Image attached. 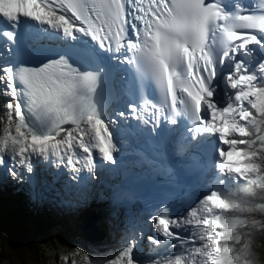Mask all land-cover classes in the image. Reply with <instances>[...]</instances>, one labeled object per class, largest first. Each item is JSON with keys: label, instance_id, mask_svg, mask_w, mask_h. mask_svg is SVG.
Wrapping results in <instances>:
<instances>
[{"label": "snow or ice", "instance_id": "snow-or-ice-1", "mask_svg": "<svg viewBox=\"0 0 264 264\" xmlns=\"http://www.w3.org/2000/svg\"><path fill=\"white\" fill-rule=\"evenodd\" d=\"M0 23V183L42 199L43 162L84 191L98 169L119 172L131 137L151 154L134 150L141 171L112 185L114 214L150 209L133 183L164 186L148 254L130 228L118 251L76 248L64 264H264V3L0 0Z\"/></svg>", "mask_w": 264, "mask_h": 264}, {"label": "rangeland", "instance_id": "rangeland-1", "mask_svg": "<svg viewBox=\"0 0 264 264\" xmlns=\"http://www.w3.org/2000/svg\"><path fill=\"white\" fill-rule=\"evenodd\" d=\"M0 104H2L1 101H0ZM3 115H4L3 112L0 111V117H1L0 118V128H2L4 126V124L7 122L6 116L5 115L3 116ZM6 201H8V200L7 199H0V203H2V204ZM81 206L79 204H77L75 207L79 208ZM75 207L73 209V212L76 210ZM78 217L79 216L77 214H73L71 218H66V219L60 220L58 223H56V227L54 229L47 228L48 231H46V233L51 235L50 239L45 241V242H47L48 246H51V247L54 246L57 250H60L62 247H64L66 245V240H67L66 238H68L71 240V246H70L69 252L74 251L76 248H82L84 251H87L89 253H93L94 252V250H93L94 245H88V244L86 245L85 243H82V242L81 243L75 242L77 239L74 235L77 233L74 230H72L71 227L77 226L76 221L78 220ZM36 222H38V221H36ZM36 222L31 221V227H33ZM28 225H30V224H28ZM23 229H26V228H23ZM27 230L29 231L30 229H27ZM3 232H4V229L0 225V241H1V239L2 240L6 239L5 236L2 237ZM109 234H111V233L109 232ZM117 238H113L112 235H110V240L112 241L113 245H114L113 240L117 239ZM107 242H109V241L107 240ZM122 245L123 244H121V246ZM121 246H120V248H121ZM255 247H256V245H255ZM106 248H109V247L106 245ZM94 249L97 252V247H94ZM104 250L110 251V249H104ZM260 252L264 253V249L261 248ZM4 255H6V259H4ZM12 255H13V252H9L8 250L6 252L5 249H2L0 246V264H28V263L29 264H39V262H37V261H34V263H31L30 262L31 260L28 262H25V260L24 261H18V260L14 261L12 259ZM62 257L63 256H60L59 259L63 260Z\"/></svg>", "mask_w": 264, "mask_h": 264}, {"label": "trees", "instance_id": "trees-1", "mask_svg": "<svg viewBox=\"0 0 264 264\" xmlns=\"http://www.w3.org/2000/svg\"><path fill=\"white\" fill-rule=\"evenodd\" d=\"M25 204L21 202H12L10 201L4 206L0 205V223L4 227H6L5 223L6 222L11 229L12 235H10L11 239H14V236H17V227L15 226V221L20 217L21 212L23 210V206ZM28 205V204H26ZM37 206V205H34ZM40 226V224H36L30 231L29 234H23L21 235L14 243H11L7 241L6 239H1L3 241V244L6 245L9 249L12 251L14 250L15 252H18L23 248V244H26L27 246L30 245L29 241H32L34 238H36L35 230L36 228ZM24 255L26 256L27 259L31 258V254L27 251L24 250ZM34 258L35 261L37 262H42L43 264H48L47 257L46 255L41 252L36 250L34 253Z\"/></svg>", "mask_w": 264, "mask_h": 264}, {"label": "bare ground", "instance_id": "bare-ground-1", "mask_svg": "<svg viewBox=\"0 0 264 264\" xmlns=\"http://www.w3.org/2000/svg\"><path fill=\"white\" fill-rule=\"evenodd\" d=\"M1 103L2 104H0V111H2L3 112V114H4V108H3V102L1 101ZM4 116V115H3ZM1 118V117H0ZM5 120V119H4ZM41 163V165H43L44 167H46V164H44L43 162H40ZM148 181H150L151 183H149ZM147 184V186L146 187H149V186H151V184H153V181L151 180V179H149V178H145V185ZM70 185L71 186H73V185H76V184H74V183H70ZM75 187H78L77 185L75 186ZM10 201L8 200V201H6V202H4L3 204L2 203H0V205H2V206H4L5 204H7L8 205V203H9ZM87 206L89 207V206H94V201H91V202H89L87 205H85V204H82V206L81 207H79V208H77V207H75V211H74V214H77L78 216H80L86 209H87ZM79 218V217H78ZM117 218H118V216H117ZM103 221H104V223H105V225H101V227H100V225H98L99 227H94V230H96V231H99V230H101L103 233H104V236L106 237V239H103V240H101V241H98V242H85V241H83L80 237H78V239L75 241L76 243H85L86 245L88 244V245H94L93 247H97V252L98 253H103V251H105L104 249H110V248H112V246H113V243H112V241L110 240V235H112V237L113 238H120V234H118V233H115V232H113V230H112V226H110V219L108 218V217H103ZM80 223H81V221H76V225L77 226H75L72 230H74L77 234H80V229H79V225H80ZM109 232L111 233V234H109ZM107 240L110 242H107ZM142 242L140 241V248L142 247V244H141ZM123 245L122 246H124V244L125 243H122ZM106 245L109 247V248H106ZM121 246V247H122ZM260 248H262L261 246H260ZM264 249V248H263ZM141 251H143V250H141ZM142 255V254H141Z\"/></svg>", "mask_w": 264, "mask_h": 264}, {"label": "water", "instance_id": "water-1", "mask_svg": "<svg viewBox=\"0 0 264 264\" xmlns=\"http://www.w3.org/2000/svg\"><path fill=\"white\" fill-rule=\"evenodd\" d=\"M101 227L100 218L97 215H93L91 212H87L84 217L81 220V223L79 225L80 229V235L84 238L85 241H94V240H100L104 233L99 230H94V227ZM72 229L74 227H71Z\"/></svg>", "mask_w": 264, "mask_h": 264}, {"label": "clouds", "instance_id": "clouds-1", "mask_svg": "<svg viewBox=\"0 0 264 264\" xmlns=\"http://www.w3.org/2000/svg\"><path fill=\"white\" fill-rule=\"evenodd\" d=\"M256 248H257V251L260 252L261 248H260V245L259 244H256Z\"/></svg>", "mask_w": 264, "mask_h": 264}]
</instances>
